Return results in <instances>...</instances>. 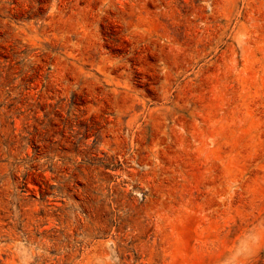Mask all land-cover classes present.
I'll use <instances>...</instances> for the list:
<instances>
[{"label": "rangeland", "instance_id": "1", "mask_svg": "<svg viewBox=\"0 0 264 264\" xmlns=\"http://www.w3.org/2000/svg\"><path fill=\"white\" fill-rule=\"evenodd\" d=\"M0 264H264V0H0Z\"/></svg>", "mask_w": 264, "mask_h": 264}]
</instances>
